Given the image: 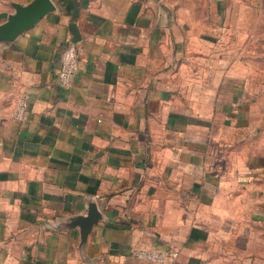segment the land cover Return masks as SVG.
Returning <instances> with one entry per match:
<instances>
[{
    "label": "crops",
    "instance_id": "obj_1",
    "mask_svg": "<svg viewBox=\"0 0 264 264\" xmlns=\"http://www.w3.org/2000/svg\"><path fill=\"white\" fill-rule=\"evenodd\" d=\"M15 1L30 0L0 12ZM53 1L0 44V264L257 261L264 0ZM72 22L79 70L64 87ZM90 200L102 218L82 245L63 221ZM140 247L178 256L141 260Z\"/></svg>",
    "mask_w": 264,
    "mask_h": 264
},
{
    "label": "water",
    "instance_id": "obj_2",
    "mask_svg": "<svg viewBox=\"0 0 264 264\" xmlns=\"http://www.w3.org/2000/svg\"><path fill=\"white\" fill-rule=\"evenodd\" d=\"M14 11L0 12V44L10 43L21 33L35 25L45 14L55 11L53 0H30L29 2H12ZM75 39H79V29L75 22L70 24ZM102 218V212L95 200H90L84 213L69 216L63 221L65 226H79L81 244L85 245L94 224Z\"/></svg>",
    "mask_w": 264,
    "mask_h": 264
},
{
    "label": "built area",
    "instance_id": "obj_3",
    "mask_svg": "<svg viewBox=\"0 0 264 264\" xmlns=\"http://www.w3.org/2000/svg\"><path fill=\"white\" fill-rule=\"evenodd\" d=\"M79 70V44L70 34L66 38V43L61 54V65L58 73L59 82L64 87H69L73 78ZM30 95L28 92H22L15 104L12 116L18 120H24L29 116ZM134 254L141 260L155 261L159 263L166 262L170 258L178 256L177 250H161L153 247H140L134 250Z\"/></svg>",
    "mask_w": 264,
    "mask_h": 264
},
{
    "label": "rangeland",
    "instance_id": "obj_4",
    "mask_svg": "<svg viewBox=\"0 0 264 264\" xmlns=\"http://www.w3.org/2000/svg\"><path fill=\"white\" fill-rule=\"evenodd\" d=\"M261 224V233H263L262 230H264V220L260 221ZM244 264H249V263H244ZM252 264H264V240L261 241L260 243V248H259V257L257 259V261L254 260V262Z\"/></svg>",
    "mask_w": 264,
    "mask_h": 264
}]
</instances>
